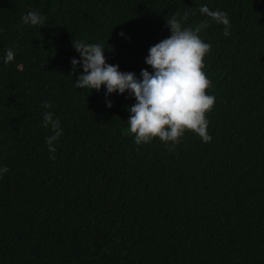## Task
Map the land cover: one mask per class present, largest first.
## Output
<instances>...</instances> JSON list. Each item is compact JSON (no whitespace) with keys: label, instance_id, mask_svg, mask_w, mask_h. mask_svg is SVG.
Returning <instances> with one entry per match:
<instances>
[{"label":"trees","instance_id":"trees-1","mask_svg":"<svg viewBox=\"0 0 264 264\" xmlns=\"http://www.w3.org/2000/svg\"><path fill=\"white\" fill-rule=\"evenodd\" d=\"M202 5L228 15L229 36ZM29 11L45 25L24 24ZM173 13H188L184 27L209 23L212 140L186 131L175 146L137 145L134 95L77 89L73 40L142 79ZM49 111L63 130L54 153ZM4 167L0 264H264V0H0Z\"/></svg>","mask_w":264,"mask_h":264},{"label":"clouds","instance_id":"clouds-1","mask_svg":"<svg viewBox=\"0 0 264 264\" xmlns=\"http://www.w3.org/2000/svg\"><path fill=\"white\" fill-rule=\"evenodd\" d=\"M198 11L224 25L223 35H230L231 25L226 13L213 11L207 5L200 6ZM187 18L188 13L182 17L173 13L170 18H166L171 35L149 49L146 64L153 72L150 74L142 70V79H137L134 73L119 71L118 66L107 64L105 47L101 44L73 40V47L80 55V60L72 59L73 69L77 66L83 68V75L75 81L77 89L99 91L105 86L109 95H123L125 92L134 95L136 103L128 109L130 118L127 123L137 145L148 144L158 138L165 144L175 146L186 131L195 133L204 143L212 140L208 133L206 114L212 110L216 97L207 94L211 81L204 72V57L211 45L199 36L209 23L205 20L195 27H184L183 21ZM22 21L26 25H45L44 17L36 11H29L22 16ZM14 58L15 52L8 49L4 63L8 64ZM41 106L45 109L52 107L47 101ZM111 106L108 103V107ZM43 126L50 127L54 133L46 138L49 152L54 153L56 149L53 145L63 131L60 120L55 118L53 112H45ZM8 171L7 167L0 168V174Z\"/></svg>","mask_w":264,"mask_h":264}]
</instances>
